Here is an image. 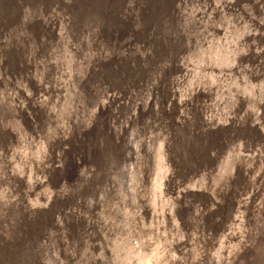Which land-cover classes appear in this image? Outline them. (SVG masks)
Instances as JSON below:
<instances>
[{
    "label": "rangeland",
    "instance_id": "obj_1",
    "mask_svg": "<svg viewBox=\"0 0 264 264\" xmlns=\"http://www.w3.org/2000/svg\"><path fill=\"white\" fill-rule=\"evenodd\" d=\"M18 2L21 3L22 6H20L23 11L19 16L18 24L14 26L17 30L12 32L13 28L10 29L11 33H8V36L13 37V35L28 33V26L39 16L43 23L40 32L46 33L49 30L52 31L51 34H54V40H64L58 44H63L66 52L72 47L84 46L85 48L80 51V57L77 58L67 53L62 55L61 48H57L54 50L56 60L54 63L52 55L48 57L46 52H42L45 50V46L41 45V52L39 51L41 55L40 57L37 55L39 63L34 68L29 67L31 71L27 70L26 62H24L25 70L22 66L20 67L22 69L13 66L7 69L6 65L1 66V50H4L9 44V48H11V44L15 40L13 41L11 37H8L5 32H0V120L12 125L11 129L0 124V136L3 135V139L6 140L7 147H9V149L6 148V164L16 174L13 183L14 201H11L12 204L14 202L15 208L12 209L11 213L12 216L17 217V221H14V229L18 231L20 228L22 230L16 242L25 241L22 251L24 259L27 261L22 264H39L40 259H36L35 263V254L32 255L33 252L29 249L36 242H40L42 248L48 250L51 258L53 247L57 248L59 252L61 251V239L51 232L55 228L54 223L49 220L48 214L44 215L51 211L50 206L56 200L53 198L57 195L58 186L54 187V183L60 184V186L69 185L70 188L67 186L68 197L73 194L74 198L79 197L78 199L82 198V201H85L82 195L81 197L80 194L78 195V189L83 188L81 183H83V178H86V173L88 175L89 173L102 172L103 170H99V167L108 164L109 159L106 160L108 157L118 163L129 159L131 149L120 143L119 139L126 117L131 112H135V105L137 104L146 108L148 100L151 101V108L148 110L152 112L160 111L159 102L161 101L164 103L163 109L167 110V105L171 108L174 105L172 97L166 100L160 99L164 90H173V85H167L166 88L164 86L173 73H176L174 80L179 92L184 94V97L188 96L190 91H182L185 72H189L188 67L195 65V63L199 65L198 63L202 61V58L207 59L205 54L209 52V49L211 51L210 47L214 51L209 52V54L215 53L217 45L214 43L216 39L221 42L218 47L220 50L223 46H227L228 41L230 43L232 37L230 33L238 31L236 26L239 25L238 5L240 3L238 0H111L108 7L104 9L100 5L95 6L96 0H18ZM38 3L42 4L43 9L38 10L36 15L33 9L37 7ZM89 5L94 10L92 14L89 10L87 13H90L91 16L84 20L85 23L89 24L85 28L82 27L79 36H72L73 32L70 33L69 29L72 25H69L71 13L75 6L84 8L86 12ZM143 7L145 9H142ZM251 8L252 6L246 7L250 14L249 18H254V22H257L259 16L251 11ZM141 10H145V12ZM117 19V24L120 26V28L117 27L118 32L115 31L117 28L113 26ZM35 21H39V18ZM132 22L141 24V26L136 27L135 30L133 27L131 30H124ZM254 22L250 26L249 35L244 37L245 40H242L244 50L239 54H244L247 51L248 44L246 45V43L254 45V37L258 32ZM57 24L58 31H62L64 26L65 31L67 30L66 35H63L64 39L61 32L60 36L55 35ZM99 25L100 30H98ZM40 26L41 24H39ZM134 26L136 25L134 24ZM85 29H89L86 34ZM104 30L109 31L106 42L108 45L107 52L99 55V50H96L91 53V47L101 48L96 40H98L100 32L102 31L103 34ZM113 34L118 35V37L116 36L115 41L112 42L111 35ZM233 35L235 34L233 33ZM234 38V40H239L242 36L238 34ZM261 39L264 44V36ZM221 53L220 57H223L225 52L222 51ZM239 54L227 58V62H219L225 71L224 73L220 72L221 76L216 83L218 89L222 88L224 76L227 77V74L230 77L232 72L237 75L242 74L236 79V82H241H235L231 87L234 94L232 93V96L229 95L226 101L219 104L222 110L218 111L223 113V118L230 116V112L227 115L226 110H231L236 103L234 97L250 90L251 86L246 85L248 84V76L254 82L259 81L260 84L264 80V71L262 68L258 69L256 65L251 64L243 72L241 71L240 63L242 62L240 60L242 55ZM227 57L229 56L227 55ZM247 57L250 58V56ZM228 59L230 61L232 59L234 63H228ZM254 59L249 60L251 63L263 67L264 59L262 57H255ZM201 65H204V62ZM232 65L235 68L232 69ZM176 70L177 72H175ZM28 73L33 74L39 81L35 79L34 84L32 80H28L26 76ZM235 74L233 75L234 78ZM202 75L211 78L207 69H204ZM196 77L197 72H194L192 78L188 76V82L195 80ZM35 86H38L39 90H36ZM41 86H44L42 90ZM236 86L239 88L237 89ZM251 89L254 90L255 88L252 87ZM40 95H44L45 98L50 97V99L45 101ZM31 98L32 100H30ZM38 107L40 108L37 109ZM46 107L56 110L59 116L57 117L58 120L52 121V118H49L50 113ZM35 111L38 112L35 113ZM208 117L209 114L205 113V118L209 119ZM151 120L153 119L151 118ZM55 126H58L59 130L53 135ZM233 132L240 136L236 129ZM232 137L234 138L233 135ZM240 138L243 142H239L237 150L243 151L244 154H239L242 155V159L251 158L252 160L257 145L255 144L251 148L252 150L248 149L249 146L247 145V148L244 143L246 140L241 136ZM142 142H144V137H142ZM143 148L146 150V147ZM231 161L234 164L235 158H232ZM88 170H90L89 173ZM198 173L201 174L199 171ZM261 185L262 180L260 181ZM89 186L91 185L86 182L84 192L89 191ZM61 195H64L63 192ZM39 196L43 199L42 202ZM209 198L210 196L206 197L207 200ZM71 201L68 198V203ZM204 202L203 207L201 203L198 205V209L201 208L203 212L206 208ZM179 203V206H183L187 212L194 205L188 199ZM86 204L87 206L90 205L89 202ZM252 210L248 215L254 217L255 213ZM262 214L263 217L253 228L250 227L249 235L246 237L247 234H244L243 239L246 242L239 251V253H243L241 254L243 257L246 254L249 255L250 252L247 249L252 248L258 238L264 235V212ZM43 215L44 219L41 221ZM66 219L67 217L62 213L60 216L61 228L67 229L69 235L75 240V225L71 229L69 222L67 228L68 223L65 221L68 219ZM183 224L186 231L191 233L190 222L186 220L183 221ZM231 227L233 230L234 224L231 223ZM1 232L0 234H2ZM14 240L15 238L12 237V241ZM34 246V248L37 247ZM183 251H185V264H191L192 251L189 246L183 250L181 243L175 251L177 255L174 254L173 256L175 260L177 259L175 264L181 262ZM255 253L257 254L256 251ZM213 258L210 257L207 264H234L233 261L227 263L221 261L220 258H216L214 261ZM58 260L57 258L56 264H58Z\"/></svg>",
    "mask_w": 264,
    "mask_h": 264
},
{
    "label": "bare ground",
    "instance_id": "obj_2",
    "mask_svg": "<svg viewBox=\"0 0 264 264\" xmlns=\"http://www.w3.org/2000/svg\"><path fill=\"white\" fill-rule=\"evenodd\" d=\"M5 1L0 0V2ZM12 1L9 0V2ZM96 1L101 4L106 3V5L111 2V0ZM261 6L264 12V4H261ZM89 10L91 14L94 12L92 6L89 5V9L84 14L80 13L78 19L76 15L73 16L79 21L77 23L80 24V21L91 16L90 13H87ZM142 12H145V10ZM261 20L264 24V17ZM117 21L118 19L114 21L116 23L113 26L120 28ZM39 24L40 21L36 23V29L34 30V33H38L37 35L42 29V26L37 28ZM140 26L141 24L136 25L137 28ZM16 30L15 27L12 32ZM233 33L235 35L239 34V36L244 34L242 29L233 31ZM258 34H262V30H258ZM49 35L42 36L40 44L54 53V50L59 49V45L58 42L53 40V36ZM108 35L109 31H105L102 42L103 51L98 49L99 55L106 48L108 49L106 47ZM235 35L232 34L231 39H235ZM115 36L114 34L111 35L112 42ZM22 37L25 41L28 40L25 51H38L35 49L34 41H32L33 37H29L26 33ZM216 40L215 45L220 44V41ZM261 40V38L259 40L256 38V44L255 41L254 45L248 44L247 52L242 54V57L250 56L254 52L256 57L264 59V44ZM240 41L241 39L238 40V42ZM95 51L91 47L90 52L94 53ZM221 52L215 51V53L209 54L207 63H204L205 67L211 66L216 61L214 64L218 68V61L224 57H220ZM30 57L32 60V55ZM52 61L56 63L53 55ZM248 63L251 65L250 61ZM252 64L264 71V63L263 67ZM204 65H192V68L196 69L197 73L200 72L198 75L201 76ZM26 66L27 70L31 71L29 66L33 67L35 64L27 60ZM208 73L210 74V71ZM212 75L213 77L216 76L215 73ZM27 77L28 80H35L33 74H27ZM36 79L38 80L37 77ZM188 79V77L186 79L183 76L182 91H191V94L189 93L188 96L184 97V94L178 92V86L174 84L176 86L175 90H177L178 95L180 94V99L178 100L176 96L175 106L173 105L170 108L167 105V110L163 109L164 103L159 102L160 111L156 113V118H153V120L149 119L139 127L133 123L132 115L126 117L123 128L122 126L121 128L123 134L126 130L128 131L127 138L130 139V149L133 150V157L126 165L124 161L122 164H120L121 162L114 163L112 161L108 162L109 165L104 164V167H99V170H103L102 172L90 174L89 182L91 184L95 182V187L91 185L93 188L92 193L90 192L91 186H89L88 192H84L86 177L82 181L83 188L78 189V195L80 194V197L82 195L84 199L86 198V202H81L82 198H80L79 203L76 201L71 206V202L68 203V198L72 194L68 197L69 191L65 189L63 192L62 190L63 194L66 195L64 200L69 216L66 227L68 228L69 222L71 223V229L75 225L77 243L73 241L67 229L59 227V236L63 241L61 242V251L59 252L57 248L53 247V255L50 258L47 249L35 244L36 248H34L35 246L29 248L33 252L30 251V253L35 254V263L39 258L41 264H56L58 258V264H67L69 260H72L71 264H175L177 259L175 260L173 256L174 254L177 255L175 251L181 243L183 249L190 246L194 251L196 258L194 264L208 263L200 259L203 250L207 251L206 253L209 251V254L213 253L215 255L214 261L216 258H220L223 262L230 263L233 261L234 264H264V235L258 238L255 245L252 244L254 245L252 248L247 249L250 252L249 255L246 254L243 257L241 255L243 253H239L240 248L246 242L243 239L244 234L246 233L247 237L250 233L248 231L263 217L264 160L262 164L261 158L256 159L258 148L252 156L254 163H252L251 158L249 163L246 158L242 159V155L239 153L244 154V152L237 150L239 142H243L240 136L246 140L244 143L245 146H249V148L247 146L248 149H251L255 144L258 145L257 142L264 137V80L260 84L259 81L254 82L248 76V84L246 85L251 86L250 90L234 97L236 99V103L232 106L234 111L232 112V109L226 110L227 115L230 112V116L223 118V113L219 112L222 110L219 104L226 101L229 95L234 94L231 87L234 85L235 80L226 81L222 84V88H217L214 93L210 90L211 101L209 102L207 99L209 90L207 93L200 90L203 80L198 78L188 82ZM225 79H230L228 74ZM206 81V77H204L205 86L212 83L211 80H208L209 83ZM243 81L246 82L245 79ZM237 83H240V81ZM42 87L44 86H41V90ZM252 87L255 89H251ZM236 88L239 87L236 86ZM40 97L44 98L45 101L50 99V97L45 98L44 95H40ZM158 107L159 104L156 106L157 110ZM205 113L209 114V119L205 118ZM56 116H58L57 112ZM232 116L233 118H231ZM249 123L251 125H258L259 123L260 127L254 129ZM0 124L3 127L5 125L11 128L9 122L5 123L0 120ZM246 126L248 127L245 128ZM235 129L240 136L234 134L233 130ZM58 130V126H55L53 135ZM258 136L260 137L258 138ZM1 137L3 138V135ZM1 137L0 147H5L7 142ZM142 137H144V142H142ZM143 147H146V150ZM213 155L215 156L213 157ZM139 156L140 162H137ZM232 158H235L234 164L231 163ZM4 163L1 157V166ZM251 165L253 168L255 167L254 173H252L254 176L251 175ZM110 173L117 174L118 179L113 182V178L109 176ZM7 177L4 179L2 175L0 176V212L2 211L0 213V231H2V234H0V264H22L27 261L24 259L22 251L24 244L21 240L16 242L21 232L14 229V221H17V217L12 216V213H10L13 209L11 201H14V182L6 180ZM261 180L262 185L258 186ZM102 182H104V186H102ZM55 185L60 186L56 183ZM126 191H130V193ZM205 193L207 194L205 195ZM184 194H187V196L191 194L192 198L198 196L194 210L192 206L190 211L187 212L183 209V206H179V202L184 200ZM212 194L216 197L217 205L211 200ZM208 196L211 198L207 200L206 197L208 198ZM203 197L204 200H202ZM114 200L118 201V207H115ZM88 202L90 205L87 207L86 203ZM203 202L206 204L204 212L201 208L198 209L199 203L203 207ZM3 205H6V208H3ZM251 210L256 212L254 217L248 215ZM244 213H246V216H244ZM239 214L243 215L240 219L238 218ZM59 215H57V218H59ZM222 218L223 220L227 219V222L223 225L219 221ZM229 218L234 224L233 230L231 222H228ZM186 220L191 224V233L183 227V221ZM12 237L15 238L14 241H12ZM14 242L16 243L14 244ZM210 243H212V247L208 248ZM38 244L40 243L38 242ZM184 252L181 262L179 261L178 264H185ZM69 253L72 254L71 258L67 256Z\"/></svg>",
    "mask_w": 264,
    "mask_h": 264
},
{
    "label": "water",
    "instance_id": "obj_3",
    "mask_svg": "<svg viewBox=\"0 0 264 264\" xmlns=\"http://www.w3.org/2000/svg\"><path fill=\"white\" fill-rule=\"evenodd\" d=\"M261 1V2H260ZM238 2L240 3V5H238L239 6V16H238V19H239V22H238V27L236 26V28H238V30H240V29H242L243 30V33L244 34H242V38H239V39H241V41L240 42H238V40L237 41H234V39L232 38H230V43H229V41L227 42V46L226 47H223L221 50L218 48L219 47V44L217 45V48H216V51L219 53V52H221V51H224L225 53H223V58L222 59H220L218 62H227V58H230L231 56H234L235 54H239L242 50H244V48H243V46H242V44H243V39L245 40V38L244 37H247L248 35H249V31L251 30V25L253 24V22H254V18H252V19H250L249 17V12H248V10L246 9V7L247 6H252V8H251V11H254V13L257 15V16H259V18H258V20H257V22H254L255 23V25L257 26L256 28L260 31V30H262V34H258V32H257V37L255 36L254 37V39L256 40V38H257V40H259L260 39V37L262 38L263 36H264V24H262V20L261 19H263V17H264V12H263V9H262V6H261V4H264V0H238ZM95 3V2H94ZM91 4V3H90ZM110 4V3H109ZM108 4V5H109ZM21 3L20 2H18V0H13L12 2H9V0H8V2H7V0L5 1V2H0V32H5V34L8 36L9 34L8 33H10V29H12V28H14V26L16 25V24H18V22H19V20H20V18H19V16H20V14H21V12L23 11L22 9H21ZM39 5V6H38ZM38 5H37V7L36 8H34L33 10H34V13L37 15V11L38 10H40V9H43V7H42V4L41 3H38ZM70 5H71V3H70ZM95 5H100V6H102L101 8H107L108 7V5H106V3L105 4H100L99 2H96V4ZM78 7V8H77ZM75 6V9H74V11L71 13V15H70V23H69V25L70 24H72V25H70V27H69V25H68V27H69V29H70V33H71V31L73 32V35L72 36H74V37H77V36H79V34H80V31H81V29H82V27L83 28H85L89 23H85L84 22V20L83 21H80V24L79 23H77V22H79L77 19H78V17H79V15H80V13H85V10H84V8H82V7H79V6ZM24 13V12H23ZM79 13V14H78ZM55 14V13H54ZM75 15H76V18H74L75 17ZM74 16V17H73ZM37 18H39V21H40V24H41V26H43V23H42V21H41V19H40V17L38 16V17H36L34 20H33V22H31L32 24L31 25H29L28 26V29H27V31H28V33H26V35L28 34L29 35V37H33V40L32 41H34V46H35V49H37L38 51L37 52H34V51H32L31 50V52H34V53H31L30 51H25V46H26V44L28 43V40L26 39V41H25V39L22 37L21 38V36H24L25 34H22V35H13V37L12 36H8V37H11V39L14 41V43L13 44H11L12 46H11V48H9V45L8 46H6L5 47V49L3 50H1V56H2V58H1V66L2 67H4V65H6L7 66V69L10 67V66H13V67H17V68H20L21 66L24 68V62H27V60L28 61H31L32 63H34L35 65L37 64L38 65V63H39V61H38V57H40V52H41V50H40V47H41V44H40V42H41V37L42 36H44L45 34L47 35V34H50L49 36H51L52 37V35H53V40H54V34H51V32L52 31H47L46 33L45 32H40L39 33V35H37L38 33H34L35 31V29H36V23L38 22V21H35V20H37ZM260 19V20H259ZM256 20V19H255ZM262 25H261V24ZM134 24L135 25H137L136 23H131L130 25H127L125 28H124V30H131L132 29V27H133V29L135 30L136 29V26H134ZM64 25V24H63ZM67 27V28H68ZM37 28H39V25L37 26ZM56 30H55V35L56 36H60V32H61V36H62V38L64 39V37H63V35H66V31H65V26H64V29L62 30V31H58V24H57V26H56ZM233 30L235 29V27L234 28H232ZM86 30V29H85ZM89 29H87L86 30V32H85V34L87 33V31H88ZM98 30H100V25H99V28H98ZM42 31V30H41ZM117 32H118V28H117V30H116ZM102 32V31H101ZM100 32V35H99V38H98V40H96L97 41V44L98 45H100V47L101 48H99V47H97V49H95V48H92V49H94V50H98V48H99V50H102L103 51V48H102V42H103V38H104V35H105V30L103 31V34ZM2 33V34H3ZM84 34V35H85ZM233 34V32H231L230 33V35H232ZM1 35V34H0ZM5 35V36H6ZM229 35V36H230ZM244 35V36H243ZM259 35V36H258ZM262 35V36H261ZM117 37H118V35H116ZM116 36H115V39H116ZM241 36V35H240ZM66 37V36H65ZM115 39H114V41H115ZM254 40V41H255ZM54 41H56V39L54 40ZM53 41V42H54ZM64 41V40H63ZM63 41H56V42H58V43H62ZM234 41V42H233ZM107 42V41H106ZM235 42H237V43H235ZM248 42V41H247ZM250 42V41H249ZM57 43V44H58ZM221 43V42H220ZM52 44H54V43H52ZM215 44V43H214ZM246 44H250V43H246ZM255 44H256V41H255ZM258 44H259V42H258ZM59 45V48H61L63 51H62V55H63V53L64 54H71V56H74V57H80V51L81 50H84L85 48H84V46H79V47H72V48H69L68 49V51L66 52L65 50H64V45L62 44V45H60V44H58ZM239 45V47H237ZM63 47V48H62ZM106 47H108V45H107V43H106ZM211 48V51H214V50H212V47H210ZM245 48H246V46H245ZM45 49V50H44ZM43 50L44 51H42L43 53L44 52H46L45 54L48 56V57H51V55H53L54 56V53H53V51H51V50H48L46 47L44 48ZM226 49V50H225ZM53 50H54V48H53ZM107 48L104 50V52H107ZM220 50V51H219ZM24 51H25V53H24ZM40 51V52H39ZM210 51V49H209V52H211ZM104 52H102V53H104ZM209 52L208 53H206L205 55L206 56H208L209 55ZM247 52V51H246ZM29 53H30V55H32V57H33V61L31 60V57H30V55H29ZM101 53V54H102ZM208 54V55H207ZM229 56V57H227V55ZM29 55V56H28ZM37 55H38V57H37ZM45 55V56H46ZM239 55H242V54H239ZM247 55H249V54H247ZM28 57V58H27ZM55 57V56H54ZM63 57V56H62ZM256 57V55H254V52H252L251 53V55H250V58H243V57H241V62L242 63H240L241 64V71L243 72V70L244 69H246L247 67H250V64L248 63V61H250L249 59H251V60H253L254 58ZM21 59V60H20ZM202 61L201 62H199L198 64L199 65H201L203 62L204 63H207V61H208V58L207 59H204V58H202L201 59ZM254 60H256V59H254ZM237 61H239V59H237ZM216 61H214L213 63H212V65L211 66H207V68L205 67V65L202 67V70H201V76L200 75H198L199 73H197V77L196 78H194L195 80H197L198 78H201V80H203V83H202V85L200 86V90H201V92L202 91H205L206 93H207V91L209 90V97L207 98L208 100H209V102L211 101V98H210V90H211V92L212 93H214L215 92V90H217V87H216V83H218V80H219V76H221L220 75V72H223L224 73V69L222 68L223 66H221V64L219 63L218 64V68L216 67V65L214 64ZM234 63L233 62V60L231 59V61H230V59H228V63ZM53 63V62H52ZM244 63V66L242 67V64ZM250 63H251V61H250ZM252 64V63H251ZM195 65L197 66V64L195 63ZM234 65V64H233ZM232 65V66H233ZM30 67V66H29ZM35 66H33V67H30V68H34ZM234 67V66H233ZM233 67H231L232 69H233ZM190 68H192V66L191 67H188V71L189 72H185V77L187 78L188 76H190V77H193L194 76V72H196V69H194V68H192V69H190ZM20 69H22V68H20ZM178 69V68H177ZM204 69H207L208 71H210V75H211V78H210V80L212 81V83L210 84L209 83V81H208V77L207 76H203L202 75V73H203V71H204ZM24 70H25V68H24ZM33 70V69H32ZM165 70V69H164ZM192 70V71H191ZM223 70V71H222ZM191 71V72H190ZM240 71V70H239ZM175 72H177V70L175 71ZM227 72V71H226ZM190 73V74H189ZM213 73H215V77H213ZM28 74H30V73H28ZM175 74L176 73H173V75L171 76L170 75V79H168V84L167 83H165V88L167 87V85H170V84H172L173 85V90H171V92H169L168 93V91H166V90H164L163 92H164V94H163V92H162V94H161V99L160 100H166L167 98H170V97H172L173 98V100H174V102H173V104L176 102V100H177V98H178V100L180 99V97H179V95H178V92H179V90H178V92H177V90H175L176 89V87H174L175 85L174 84H176V82H175ZM229 74H230V72H229ZM235 73H233L232 72V74H231V79H229V80H224L223 82L225 83L226 81H232L233 79L235 80V82H236V79H237V76H242V74L241 73H239V75H237V74H235V78H234V75ZM27 76V75H26ZM198 76H200V77H198ZM204 77H206V82L207 83H209V86H207V84H206V86H205V84H204ZM28 78V77H27ZM208 78V79H207ZM224 78H226V76H224ZM36 79V78H35ZM241 79L243 80L244 78L243 77H241ZM166 81H167V79H165ZM230 81V82H231ZM32 82H34V84H35V80L33 79V81ZM241 82V81H240ZM243 82V81H242ZM237 83V82H236ZM37 85V84H36ZM177 86V85H176ZM203 87H204V89H203ZM164 88V89H165ZM35 89L36 90H39L38 89V86L36 87L35 86ZM196 90H197V87H196ZM190 94H191V91H190ZM176 96H177V98H176ZM158 100H159V98H158ZM157 100V101H158ZM151 102V101H150ZM150 102H149V100H148V102H146L147 103V107L146 108H144V106H140V104H137V105H135L136 107H135V112H131L130 113V115H132L133 116V123L135 124V126H136V124H137V126H141L143 123H146V121L147 120H149V119H153V118H156L155 116H156V111L155 112H152V111H150V110H148L149 108H151V106H150ZM149 103V104H148ZM211 104V103H210ZM175 106V105H174ZM40 107H38L37 109H39ZM47 108V107H46ZM208 109V108H207ZM36 110V109H35ZM47 110L49 111V113H50V115H49V118H52V121L55 119H57L56 117H59V116H56V110H54V108H47ZM36 112H38V111H35V113ZM257 113V112H256ZM235 118H236V116H234ZM231 118H233V116L231 117ZM234 118V119H235ZM48 120H51V119H48ZM58 120V119H57ZM229 120V119H228ZM11 125V124H10ZM249 125H251V123H249ZM258 125H259V123H258ZM258 125H251L254 129H257V127H260V126H258ZM245 128H247V126L245 127ZM11 129H12V125H11ZM263 130H264V128H263ZM127 134H128V131L126 130L125 132H124V134L121 132L120 133V143H122L123 145H125V146H128L129 148H130V139H129V137L127 138ZM260 134V133H259ZM1 137V136H0ZM260 136H258V138H259ZM263 137V136H262ZM2 138V137H1ZM126 138V139H125ZM3 139V138H2ZM125 141H124V140ZM6 141V140H5ZM258 143V145H257V158L256 159H259V158H261V160H262V164H263V160H264V137L261 139L260 138V141H258L257 142ZM6 144V143H5ZM8 145L6 144L5 145V147H0V158L2 157V160H3V162H5L4 163V165H2L1 166V164H0V176L2 175V178H4L5 179V177L6 176H8L7 177V179L6 180H10V182H15V176H16V174L14 173V171H12V170H10V167H8V165L6 164V158H7V156H6V148H8L9 149V147H7ZM238 147V146H237ZM252 147H254V146H252ZM4 148V149H3ZM141 148V147H140ZM251 148V147H250ZM131 155H130V157H129V159H127V160H125L124 161V164L126 165V164H128L129 163V161L132 159V155H133V150H132V148H131ZM215 155H216V153H215ZM215 155H213V157L215 156ZM143 157V156H142ZM105 158V157H104ZM109 159V163L110 162H112V158H110V157H108L106 160H108ZM138 160H137V162H140V156L137 158ZM243 159H245V158H243ZM248 161V163H249V161H250V159H248V158H246ZM15 160H16V158H15ZM254 160V159H253ZM17 161V160H16ZM19 161V160H18ZM252 161V160H251ZM256 161V160H255ZM107 162V163H108ZM114 163H116L117 161L116 160H114L113 161ZM123 162V161H122ZM122 162L120 163V164H122ZM259 162H260V160H259ZM109 163H108V165H109ZM118 163V162H117ZM252 163H254V161H252ZM261 163V162H260ZM7 165V166H6ZM118 165V164H117ZM192 166V165H191ZM19 168H20V166H19ZM127 169H128V167H127ZM254 170H255V167L253 168V166L251 165V175H253L252 173H254ZM89 171V170H88ZM90 174V173H89ZM87 175V173L85 174V176L87 177L86 178V182H88L89 183V185H92L93 187H95L94 185H95V182H93L92 184H91V182H89V179H90V175ZM72 175V174H71ZM70 175V176H71ZM13 176V177H12ZM18 176V175H17ZM109 176H111V178H113V182L115 181V180H117L118 179V175L117 174H114V173H110L109 174ZM254 176V175H253ZM84 180H85V178H83ZM101 179L103 180V177L101 176ZM103 183L104 182H102V186H104L103 185ZM191 183V182H190ZM228 183H229V181H228ZM55 184V183H54ZM82 184V183H81ZM260 185V183L258 184V186ZM54 187H56V185H53ZM69 188H70V186L69 185H67ZM67 186H59L58 188V191H57V189H56V192H57V195H56V197L55 198H53V199H56L55 201H54V203L50 206L51 207V213L49 212H46L44 215H46V214H48L47 216H48V218H49V220H51V222H53L54 223V226H55V228H53V230L51 231V232H53V234L56 236V237H58L59 236V234H60V230H59V227H61V224H60V215L58 214V213H60V214H64L66 217H67V219L69 218V216H68V213H67V206L65 205V200H64V196H66V195H61L62 194V190H63V192L65 191V189H66V191L68 190L67 189ZM77 186H79L78 184H77ZM257 186V187H258ZM61 187V188H60ZM80 187V186H79ZM117 187V186H116ZM81 188V187H80ZM92 188V187H91ZM117 189V188H116ZM69 191V190H68ZM76 192V191H75ZM90 192L92 193L93 192V188L90 190ZM127 193H130V191H126ZM118 193V192H117ZM207 193H205V195H206ZM184 196V199L186 200V199H188L190 202H192L194 205H193V210H194V208H195V205L197 204V201H198V196L196 197V198H192L191 196V194H188V196H187V194H184L183 195ZM185 196H186V198H185ZM190 196V197H189ZM40 197V196H39ZM209 197V196H208ZM212 202L215 204V205H217V201H216V197L215 196H213V194H212ZM210 197V198H211ZM41 198V197H40ZM73 198H74V196H73V194L71 195V197H70V199L72 200L71 201V206H73L74 205V202H80V200L81 199H78V198H74V200H73ZM59 199V201L57 202V200ZM123 199H126V198H123ZM127 200V199H126ZM43 201V199L41 198V202ZM81 202H82V200H81ZM84 202H86V198H85V201ZM131 202V201H130ZM44 203V202H43ZM43 203H41V204H43ZM114 203L116 204L115 205V207H118V201H116V200H114ZM196 203V204H195ZM15 204H14V202H13V204H12V206H14ZM86 206H87V204H86ZM3 208H6V205H3L2 206ZM68 207H70V206H68ZM88 207V206H87ZM15 208V206L13 207V209ZM54 210H55V212H54ZM58 210V211H57ZM5 211H6V209H5ZM203 211V210H202ZM2 212V211H1ZM0 212V213H1ZM4 213V212H3ZM11 213V212H10ZM253 213H255V215H256V212L254 211ZM198 214V213H197ZM11 215H13V214H11ZM44 215H43V217L40 219L41 221H42V219H44ZM57 215H59V218H57ZM50 216V217H49ZM196 216H198V215H196ZM243 217V215L241 214H239L238 215V218L240 219V217ZM244 216H246V213H244ZM225 217V216H224ZM228 218V217H227ZM66 219V220H67ZM221 223L220 224H224L225 222H227V219L225 220H223V218L221 219V220H219ZM67 223H68V220L66 221ZM228 222H231L232 223V221H231V218H229L228 219ZM230 223V224H231ZM58 224H59V226H58ZM233 224V223H232ZM241 227H243V226H241ZM19 229V231L20 232H22V230H20V228H18ZM51 232H50V235H51ZM68 232V231H67ZM190 235V234H189ZM192 235V234H191ZM59 238H60V236H59ZM98 238H99V236H98ZM17 239H19V238H17ZM213 239H215V238H213ZM56 239L54 238V241H55ZM80 240V238H79V236H78V241ZM87 240V239H86ZM190 240H192V239H190ZM75 243H77V238L75 239V240H73ZM89 241V240H88ZM193 241V240H192ZM25 241H22V243H24ZM60 242H63V241H61L60 240ZM40 243V242H39ZM35 244H37V245H39V246H41L42 247V245H41V243L40 244H38L37 242L35 243ZM34 244V245H35ZM72 244V243H71ZM212 243H210L209 244V246H208V248H211L212 247V245H211ZM26 245V244H25ZM33 245V246H34ZM77 245V244H76ZM33 246H30V247H33ZM62 246H63V243H62ZM192 246V245H191ZM44 248V247H43ZM62 248V247H61ZM183 248V247H182ZM189 248H190V250L192 251V256H190V259H191V261H190V263L191 264H194L195 262H196V258H195V256H194V251L191 249V247L189 246ZM217 248V247H216ZM82 250H83V248H82ZM184 250V249H183ZM54 251V250H53ZM52 251V252H53ZM184 252V251H183ZM207 252V251H206ZM204 250L201 252V254H200V259L202 260V261H204L205 259H207L205 262H208L209 261V259H210V257H214L215 255L212 253H210L209 254V251H208V253H206ZM53 254V253H52ZM68 256V258H71L72 257V254L71 253H69V255H67ZM193 256H194V258H193ZM51 258V257H50ZM66 259H67V257H66ZM193 259V260H192ZM72 261V260H71ZM70 260H69V262H71ZM68 262V263H69ZM71 264V263H70Z\"/></svg>",
    "mask_w": 264,
    "mask_h": 264
}]
</instances>
